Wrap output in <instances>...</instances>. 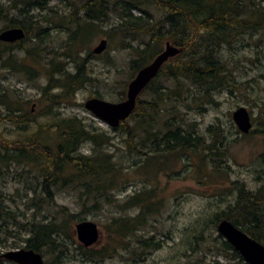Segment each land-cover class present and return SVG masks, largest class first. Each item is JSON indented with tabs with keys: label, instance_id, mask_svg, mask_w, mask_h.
Wrapping results in <instances>:
<instances>
[{
	"label": "rangeland",
	"instance_id": "1",
	"mask_svg": "<svg viewBox=\"0 0 264 264\" xmlns=\"http://www.w3.org/2000/svg\"><path fill=\"white\" fill-rule=\"evenodd\" d=\"M255 1L264 9V0ZM72 2L79 5L81 1L52 0L47 9L33 8L31 14L45 18L38 16L41 23L31 32V41L13 45L0 41V51H7L4 59L10 57L6 62L0 59V252L24 247L31 221L45 222L57 217L55 221L69 235L63 242L67 247L63 264H90L85 260L102 249L110 256L96 264L247 263L222 248L224 237L217 231L214 220L216 216L222 219L224 213H236L239 190L254 191L264 180V35L241 33L229 37L220 55L233 71L235 81L220 92L210 93V100L198 96L204 90L187 79L158 76L139 95V101L145 102L141 106L150 107L146 101L153 102L158 91L162 98L155 106L161 107L159 116L165 119L174 114L187 131L201 137L200 144L192 149L136 155L127 151L121 128L114 130L96 118L84 108V102L96 94L105 100L120 101L133 76L130 60L149 37L138 34L132 39L115 27L118 19L114 14L107 21L86 22L82 12L73 14L69 7ZM9 6L8 0H0V7ZM147 9L156 18L161 17L159 8ZM9 12L10 16L20 18L18 9ZM3 27L5 22L0 20V31ZM41 27L47 28L48 36L44 37ZM41 34L44 40L34 50L38 56L35 58L24 45L34 47L33 37ZM101 39H106V47L95 54L92 50ZM158 47L153 57L164 48V42ZM50 59L70 72L83 65L88 81L70 98L49 101L52 97L43 92L49 83ZM172 63L168 60L163 71ZM47 91L50 95L61 93L60 88ZM8 106L19 109L14 112L17 116L27 114L34 119L32 128L52 119L53 115H40L47 109L60 116L81 117L107 137L103 151L113 155L111 161L117 166H129L127 181L121 183L119 176L114 178L110 193L98 200V206H93L91 198L85 199L79 185L72 188V183L54 188L53 200L48 201L42 191L43 177L37 163L19 164L1 158L5 145L14 148L17 144L13 141L24 140L27 135V127L23 129L25 122L6 118ZM239 106H245L250 113L252 127L248 133H241L232 120V111ZM129 122L138 124L134 119ZM163 123H153L152 131H162ZM134 128L140 135L138 145L144 135L137 126ZM217 134L221 137L217 138ZM149 146L147 142L143 150L147 151ZM81 150L89 154L90 144H84ZM61 206L72 216L62 215ZM260 208L264 209V205ZM135 217L143 219V223L129 234V246L122 248L113 233V221ZM81 218L95 222L99 229L98 241L89 247H84L74 233ZM148 239L162 245L157 249L142 246L140 240ZM85 248H89L86 253ZM57 254V248L42 251L46 264L54 263Z\"/></svg>",
	"mask_w": 264,
	"mask_h": 264
},
{
	"label": "trees",
	"instance_id": "2",
	"mask_svg": "<svg viewBox=\"0 0 264 264\" xmlns=\"http://www.w3.org/2000/svg\"><path fill=\"white\" fill-rule=\"evenodd\" d=\"M9 8L0 7V20H4L5 27H21L25 32V37L13 44L31 41V32L37 29V24L41 23L40 18L45 16L31 14L30 11L36 8L40 11L47 9L52 0H8ZM80 4L72 2L69 7L75 13L82 12V17L86 22L107 21L113 14L117 16L118 27L127 33L132 39L138 34L149 37L148 41H143V48L136 49L137 56L130 60V69L135 73L144 65L148 64L159 49L162 42L169 41L171 44L180 47L182 51L168 59L172 66L163 71L162 65L158 74L148 83L142 94L146 91L154 80L163 74L172 79L184 78L198 85L203 89L201 96L203 100H210V93L220 92L222 88L229 86L235 81L233 71L228 69L226 61L222 59L220 50L224 44L229 43V37L233 34L241 33H262L264 35V9L261 3L255 0H80ZM153 6L161 10V17H155L153 12L147 7ZM18 9L19 17L10 16L9 10ZM135 10L138 14H134ZM40 18H39V17ZM76 16V22L78 21ZM71 20H74V18ZM45 36H48L47 28L41 27ZM45 28V29H44ZM34 36V47L24 48L29 55L38 58L34 50L43 43V35ZM33 40V39H32ZM5 43V42H4ZM6 44V43H5ZM8 44V43H7ZM153 48V49H152ZM7 51H0L2 62L10 60L4 59ZM49 83L44 87L43 94L52 97L51 102L57 98H70L83 84L88 81L87 71L83 65L77 66L75 72H70L60 67V63L49 60ZM132 76V78H133ZM131 78V79H132ZM60 88L61 93L50 95L47 90ZM157 97L153 102L146 101L150 107H142L145 102L137 98L136 105L130 116L121 121L118 127L125 134V145L127 151L136 155H150L160 151H173L176 149H192L200 144L201 137L187 131L183 124L176 121L174 114L168 115L165 119L159 116L161 107H155L162 101L161 94L156 91ZM95 97L100 95L96 94ZM169 99V96H167ZM125 99L123 92L119 98ZM6 118H20L27 127V135L24 140L13 141L16 147L10 148L5 145L2 159H9L15 163H37L43 177L42 191L48 201L53 200L54 188L64 187L69 183L74 184L72 188L79 185L85 194V199L91 198L98 206V200L107 197L110 193L114 178L120 177V182L124 183L128 179L129 166H117L111 161L112 154L103 151L104 145L108 143L107 137L97 131L96 127L87 124L81 117L60 116L58 112L54 114L52 109L43 110L40 115H53L50 121L38 124L32 128L31 123L35 120L28 118L27 114L18 115L14 112L19 109L7 107ZM32 110V108L30 109ZM155 115L156 118L153 117ZM138 120L137 125L131 124L130 120ZM164 119V120H163ZM164 121L163 130L152 131L153 123ZM17 122V121H16ZM135 126L142 130L143 137H140L137 145V131ZM216 137H221L217 134ZM224 137V135H222ZM150 144L147 151L143 150L146 143ZM90 144L91 152L84 154L81 147ZM211 149V148H209ZM150 152V153H149ZM60 182V185L58 183ZM238 208L236 213H227L221 217L231 221L236 227L248 234L250 237L260 242L264 246V180L261 186L254 191L241 188L239 190ZM51 203V202H50ZM49 203V204H50ZM135 202H133L134 204ZM1 206V205H0ZM62 215L71 217L65 207H60ZM230 209L229 211H231ZM0 213H2L0 211ZM53 220L45 222H30L29 235L24 239V248L33 249L42 254L46 248L53 250L57 248L56 260L49 264H63L64 254L67 247L63 245L65 238L69 235L65 233V227L58 225ZM113 221V230L116 239L122 243V248L129 246L127 239L137 226L142 225L143 219L140 217L126 218ZM85 220L81 218L80 221ZM221 219L215 217L214 224H218ZM114 236V237H115ZM220 236V235H219ZM126 239V240H124ZM144 247L157 249L162 242L151 243L152 239L141 241ZM221 246L225 250H231L232 254L243 259L238 251L225 239L221 241ZM81 248V247H80ZM86 253L89 248L83 249ZM1 255V252H0ZM110 256L102 249L89 255L85 262L96 264L104 257ZM4 258L0 257V264ZM87 264V263H85ZM248 264V263H245Z\"/></svg>",
	"mask_w": 264,
	"mask_h": 264
},
{
	"label": "water",
	"instance_id": "3",
	"mask_svg": "<svg viewBox=\"0 0 264 264\" xmlns=\"http://www.w3.org/2000/svg\"><path fill=\"white\" fill-rule=\"evenodd\" d=\"M24 37L25 32L21 27H10L0 31L1 42L12 43L20 41ZM106 44V39H101L92 51L95 54L101 53L105 49ZM181 51L180 47L166 41L164 48L130 79L127 84L125 99L113 102L93 96L85 100L84 108L111 128L118 127L121 121L130 116L140 93L158 74L162 65ZM231 117L241 133H248L250 131L252 127L251 116L245 106H239L234 109ZM217 231L238 251L248 264H264L263 244L240 230L231 221L221 219L217 224ZM74 233L77 240L84 247L95 244L99 238L97 224L91 220L77 222ZM0 257L16 264H46L41 253L24 247L5 251L1 253Z\"/></svg>",
	"mask_w": 264,
	"mask_h": 264
},
{
	"label": "flooded vegetation",
	"instance_id": "4",
	"mask_svg": "<svg viewBox=\"0 0 264 264\" xmlns=\"http://www.w3.org/2000/svg\"><path fill=\"white\" fill-rule=\"evenodd\" d=\"M17 42V41H16ZM12 43H14V42H12Z\"/></svg>",
	"mask_w": 264,
	"mask_h": 264
}]
</instances>
